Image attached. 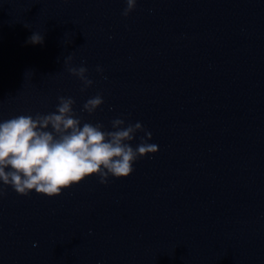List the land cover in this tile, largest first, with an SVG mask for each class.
<instances>
[{"label": "water", "instance_id": "95a60500", "mask_svg": "<svg viewBox=\"0 0 264 264\" xmlns=\"http://www.w3.org/2000/svg\"><path fill=\"white\" fill-rule=\"evenodd\" d=\"M126 6L0 0V122L71 97L82 124L140 122L158 146L55 197L0 182V264H264V0Z\"/></svg>", "mask_w": 264, "mask_h": 264}, {"label": "clouds", "instance_id": "9594fccd", "mask_svg": "<svg viewBox=\"0 0 264 264\" xmlns=\"http://www.w3.org/2000/svg\"><path fill=\"white\" fill-rule=\"evenodd\" d=\"M136 4L137 0H126L122 15L127 17ZM28 42L43 44L44 37L33 33ZM72 59L69 55L64 61L68 72L79 78L84 88L91 87L94 82L87 76L88 69L70 66ZM96 71L103 69L98 66ZM58 101L55 112L0 122V182L18 194L27 196L35 190L55 197L94 175L106 185L109 177L127 178L135 162L158 151L157 145L148 143L152 133L140 122L116 118L111 121L112 130H106L102 123L82 124L73 110L74 99L60 96ZM103 103V95L97 94L84 103L82 111L91 115ZM141 132L140 142L133 147L131 142ZM4 194L0 187V196Z\"/></svg>", "mask_w": 264, "mask_h": 264}]
</instances>
